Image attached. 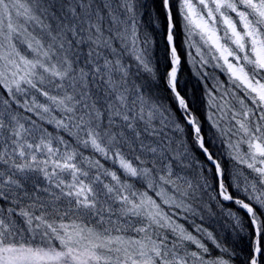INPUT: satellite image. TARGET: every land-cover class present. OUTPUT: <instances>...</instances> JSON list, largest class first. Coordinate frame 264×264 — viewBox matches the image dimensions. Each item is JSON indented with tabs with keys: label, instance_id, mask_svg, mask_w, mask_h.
<instances>
[{
	"label": "snow or ice",
	"instance_id": "1",
	"mask_svg": "<svg viewBox=\"0 0 264 264\" xmlns=\"http://www.w3.org/2000/svg\"><path fill=\"white\" fill-rule=\"evenodd\" d=\"M151 3L0 0V264H264V0ZM145 13L164 21L163 75ZM180 21L229 77L209 120L250 170L243 197L179 88ZM213 181L237 206L229 239L196 224Z\"/></svg>",
	"mask_w": 264,
	"mask_h": 264
},
{
	"label": "trees",
	"instance_id": "2",
	"mask_svg": "<svg viewBox=\"0 0 264 264\" xmlns=\"http://www.w3.org/2000/svg\"><path fill=\"white\" fill-rule=\"evenodd\" d=\"M144 3L149 4V11L151 16H155V10L152 7L151 0H143ZM144 10H142L143 12ZM151 17L148 13H145L142 17V25L151 35L152 39V54L154 64L161 75L168 69V58L166 56V31L164 21L161 20L152 25L149 23ZM183 21H180L177 28V46L178 52L181 58L179 66V88L182 94L186 95L190 101L194 114L199 119L202 125V134L205 135L206 142L210 141V151L214 153L216 159L225 167L224 183L229 187V191L236 196L243 197L244 193L239 191L235 185L238 180H242L244 176L248 175L250 170L242 165H237L230 157L232 150L228 147L229 137L227 134L221 135L218 130L212 127V121L209 120V116H213L216 119L218 114L216 109L211 106L212 96L215 95L219 98V94L223 92V86L231 89L229 77L226 72L221 68L216 67L217 61L211 58L208 54L206 47L202 49L204 54V63L201 59V55L197 53V47L200 45L198 38H194L195 46L190 45V42L183 31ZM222 63V62H221ZM159 89L158 95L165 98V102L169 103V93L164 86V80L158 81ZM215 90V91H214ZM221 127L227 129V125L224 121H221ZM190 140L191 137L189 136ZM234 142V139H233ZM194 158L198 161V166L202 165L205 169H211L206 174L211 177L214 172V167L211 162L199 153L197 150ZM106 167H112L110 162H104ZM254 175V174H253ZM215 189L216 191H213ZM212 196L216 199L208 201L212 205L213 215H205V219L201 222L198 218L196 224H200L202 227L207 228L209 231H213L214 234L220 238L229 239V221L227 219V211L237 210V206L231 202L223 201L218 203L221 198L217 195L218 185L215 181L212 182V189H209ZM207 199V198H206ZM174 211V210H173ZM240 215H243L242 211ZM177 223L183 224L189 231H194L195 225L192 222V218L184 220L183 214H179L175 217ZM243 246V242H238Z\"/></svg>",
	"mask_w": 264,
	"mask_h": 264
},
{
	"label": "bare ground",
	"instance_id": "3",
	"mask_svg": "<svg viewBox=\"0 0 264 264\" xmlns=\"http://www.w3.org/2000/svg\"><path fill=\"white\" fill-rule=\"evenodd\" d=\"M178 75H179V72H178Z\"/></svg>",
	"mask_w": 264,
	"mask_h": 264
}]
</instances>
